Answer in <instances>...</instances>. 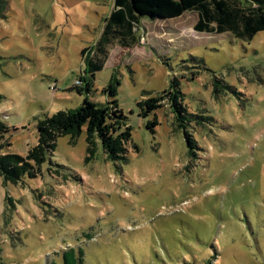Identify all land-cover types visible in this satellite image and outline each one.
Listing matches in <instances>:
<instances>
[{
  "label": "rangeland",
  "instance_id": "1",
  "mask_svg": "<svg viewBox=\"0 0 264 264\" xmlns=\"http://www.w3.org/2000/svg\"><path fill=\"white\" fill-rule=\"evenodd\" d=\"M112 9L113 0H0V119L16 129L5 153L25 157L38 120L86 98L109 102L112 76L131 129L125 162L99 142L88 156L83 128L75 141L57 138L35 177L0 179V263L45 264L79 247L84 264H264V31L242 42L195 33V13L143 19L138 44L111 47L79 95L82 51ZM210 72L231 89L215 93ZM174 78L187 112L208 118L186 127L193 155L166 102L147 118L137 108Z\"/></svg>",
  "mask_w": 264,
  "mask_h": 264
},
{
  "label": "trees",
  "instance_id": "2",
  "mask_svg": "<svg viewBox=\"0 0 264 264\" xmlns=\"http://www.w3.org/2000/svg\"><path fill=\"white\" fill-rule=\"evenodd\" d=\"M186 13L197 15L193 31L198 34L228 33L235 40L250 42L258 33L264 31V0H113V9L104 20L98 41L90 49L82 51L86 76L78 81L81 85H75L72 90L79 95L90 94L94 76L104 68L111 47L132 48L138 44L137 28L143 19L166 21ZM191 61L202 63L196 58H191ZM210 73L215 93L231 89ZM193 77L192 75L190 80ZM118 86L119 83L112 76L102 90L103 95L110 99L109 102L96 104L86 98L76 110L60 111L38 120L37 144L28 149L25 157L5 153L4 148L10 146L6 134L16 129L10 128L0 119V179L3 184L18 185L25 177H35L46 157L55 150L57 138L69 136L75 141L83 128H86L88 156H93L99 142L109 161L125 162V147L131 139V129L125 124L126 119L115 99ZM163 102L168 105L177 128L183 130L188 155H193L197 145L187 135L186 127L194 122L199 125L208 121V118L187 112L184 94L180 90V80L177 78L171 80L168 88L158 96H148L138 102L139 116L147 118L161 109ZM157 125L156 119H153L147 123V128L153 132ZM45 264H84L83 251L79 247L63 250L60 254H54V258Z\"/></svg>",
  "mask_w": 264,
  "mask_h": 264
}]
</instances>
